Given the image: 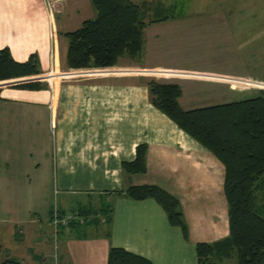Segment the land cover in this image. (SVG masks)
Wrapping results in <instances>:
<instances>
[{
    "label": "crops",
    "instance_id": "obj_1",
    "mask_svg": "<svg viewBox=\"0 0 264 264\" xmlns=\"http://www.w3.org/2000/svg\"><path fill=\"white\" fill-rule=\"evenodd\" d=\"M145 1L151 2L141 3ZM92 8L91 0H0V48L9 47L18 61L35 52L41 71L51 70L55 75L49 78L48 85L45 83L47 88L0 95V188L6 192V213L12 215L2 220L6 224L0 225V237L6 241L12 235L14 245L1 257H14L25 264L49 262V253L28 254L25 248L17 247L20 242H33L32 249L45 244L39 233L43 228L40 230L35 221L20 220L22 212L15 204L14 186L9 183L14 175L12 167L16 166L9 157L12 145L25 147L37 141L29 124L36 129L41 120L38 130L44 134L42 141L51 143L50 157L44 160L50 161L47 163L53 176L50 177L47 167V179L50 177L52 185L42 211L46 227L52 228L47 219L54 205L59 211L72 213L95 209L98 215L91 224L82 225L81 230L62 228L54 233L52 228L55 242L51 257L55 264H107L110 247H121L153 264H197V243L213 242L229 234L225 167L211 151L149 102L142 80L148 75L179 77V103L184 109L233 100L218 94L210 102L188 104L183 82H199L191 76L200 71L144 65L136 57H121L112 67L62 68L61 48L64 47V54L67 44L62 33L70 31L71 23L78 18L80 24L88 19L85 15L93 18ZM109 68L116 69L105 71ZM226 79L234 81L231 77ZM241 83L264 84L242 79ZM255 92L259 94L260 90ZM20 114L28 119L24 130L7 120ZM2 118L9 123L7 127L1 128ZM21 134L25 135L20 137ZM140 144L146 148V170L129 174L122 169V162L132 161ZM38 169L39 166L34 171ZM144 184L156 185L178 200L187 226L186 237L179 226L169 223L156 200L125 195L129 186ZM104 207L111 209L109 222L99 212ZM21 222L26 224L23 239L16 241L12 230ZM0 245L3 250L1 240Z\"/></svg>",
    "mask_w": 264,
    "mask_h": 264
},
{
    "label": "trees",
    "instance_id": "obj_2",
    "mask_svg": "<svg viewBox=\"0 0 264 264\" xmlns=\"http://www.w3.org/2000/svg\"><path fill=\"white\" fill-rule=\"evenodd\" d=\"M91 3L96 15L82 21L78 28L62 33L67 42L65 53L60 57L62 68L112 67L121 57H138L144 48L145 28L168 19V16L155 17L160 10L158 3L153 7L147 1L138 4L132 0H91ZM40 73V60L35 52L18 61L9 47L0 48V84L8 85L19 80L13 78ZM142 81L149 102L211 151L225 167L229 234L213 242L197 243V264H264V89L250 98L184 109L179 103L182 88L178 82L155 77H144ZM46 86L37 81L12 88L40 90ZM145 152V145H138L135 158L123 161L122 169L129 174L145 172ZM124 193L132 199L156 200L169 223L179 226L186 237L187 226L174 196L147 184L131 185ZM91 212L85 209L79 214L87 216ZM99 212L110 221L111 209L104 207ZM91 223L71 221L59 229L76 231ZM1 253L0 245V264H25L14 257L2 258ZM107 264L153 263L121 247H110Z\"/></svg>",
    "mask_w": 264,
    "mask_h": 264
},
{
    "label": "rangeland",
    "instance_id": "obj_3",
    "mask_svg": "<svg viewBox=\"0 0 264 264\" xmlns=\"http://www.w3.org/2000/svg\"><path fill=\"white\" fill-rule=\"evenodd\" d=\"M132 1L140 4L144 0ZM149 1L153 2H149L152 7L157 3L160 5V10L155 17L168 16V19L153 22L145 28L144 48L142 53L135 59H137L138 63L144 65L158 64L200 71L196 72L199 74L191 76L193 77L192 79H199V82H183L184 95L188 104L210 102L211 98H217L218 94L227 98L226 100H240L256 96L258 93L255 91L264 89V84L257 86L256 84L241 83V79L254 80L255 83L257 81L264 82V0ZM92 9L93 15L91 17H94L96 11L94 8ZM85 16L90 18V15ZM80 20L78 18L76 23H71L72 28L70 30L78 27ZM54 38L53 34V40ZM59 47L61 48V44ZM63 50L64 47L62 46L61 54ZM45 75H50L51 77L46 78ZM54 76L50 70L47 72L42 71V73L37 75L13 78L19 80L8 85L0 84V95L1 93L7 96L20 95L21 92L18 90L23 89L12 88L14 85L37 81L48 85L47 81L49 78L53 79ZM41 77L43 79L39 80ZM145 77H155L161 81H178L179 79L177 76L166 77L161 75H148ZM227 77L233 78L234 81L225 80ZM222 97L220 100H225ZM184 104L186 105V103ZM7 120L12 126L23 130L28 125L27 117L22 114L10 119L7 118ZM1 123V128L7 127L9 124H6L3 118ZM41 123V120H39V123L35 126L36 129L29 124V131L35 132L38 138L37 141H32L25 147L12 145L9 157H11V161H14L16 166L12 167L11 162L10 167L14 170V175L13 180L9 183L14 186L13 197L16 195L15 204L20 213L22 212L20 220L24 222L35 221L39 225L40 230L43 228L39 233L43 236L45 244L32 249L31 244L33 242L29 245L20 242V246L17 247L19 249L21 247L25 248L28 254L49 253V262L47 264H55L51 257L55 242L53 239L54 234L51 227H49L50 229L46 227L45 216L42 213L45 200L51 196L52 182L50 183L49 180L50 177H53L52 169H50V164L47 163L50 161L46 162L44 160V158L50 157L51 143L50 140L46 143L42 141L44 134L38 130L39 127L41 128ZM50 132L52 133V131ZM23 135L25 134H21L20 137ZM1 154L2 152L0 151V158ZM36 163L39 166L38 171H34L37 168ZM47 167H49L51 173L49 179H47ZM25 170H27V173H24ZM7 196L11 197V193L8 192ZM4 197L6 198V192L1 187L0 225L6 224L2 220L9 219L12 216L10 213H6L5 209L8 206L4 205ZM37 198L39 202L36 200ZM262 202L264 203V199H262ZM58 214L59 216L68 214L72 217L71 221L80 223L93 221L98 217L95 209L87 216H83L79 212L59 211ZM24 222L17 223L12 230L15 232L13 237L16 241H22L20 237L23 239L22 230L26 226ZM47 222H49L48 219ZM8 226L10 227L11 225ZM11 239L12 235L9 236V240H6V243L0 237L4 246L3 255L14 246Z\"/></svg>",
    "mask_w": 264,
    "mask_h": 264
},
{
    "label": "built area",
    "instance_id": "obj_4",
    "mask_svg": "<svg viewBox=\"0 0 264 264\" xmlns=\"http://www.w3.org/2000/svg\"><path fill=\"white\" fill-rule=\"evenodd\" d=\"M59 210L54 205L49 213V224L52 226L54 233L59 229V227H66L72 220V217L68 214L59 216Z\"/></svg>",
    "mask_w": 264,
    "mask_h": 264
}]
</instances>
